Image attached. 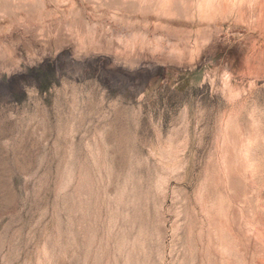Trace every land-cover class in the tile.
Here are the masks:
<instances>
[{"label":"rangeland","instance_id":"rangeland-1","mask_svg":"<svg viewBox=\"0 0 264 264\" xmlns=\"http://www.w3.org/2000/svg\"><path fill=\"white\" fill-rule=\"evenodd\" d=\"M74 1L0 20V264H264V29Z\"/></svg>","mask_w":264,"mask_h":264},{"label":"bare ground","instance_id":"bare-ground-1","mask_svg":"<svg viewBox=\"0 0 264 264\" xmlns=\"http://www.w3.org/2000/svg\"><path fill=\"white\" fill-rule=\"evenodd\" d=\"M47 1L48 0H42L41 4H37V3H35L36 0H0V20L4 19L5 17L11 16V15H15L16 17H20L22 12L24 13V15H26L25 17H27V18L29 15L31 18V15H37L38 14L39 17L41 19H43L44 15L48 11V9L46 7ZM110 1L121 4V5L115 6V8L113 9V11H115V12H122V13L113 12V18L116 21L127 20L129 22H135L137 19V20L144 22V24H147V26H148V24H152L153 22L155 24L158 23V24L165 25V23H164L165 21L162 18H155V19H153L154 21L151 19V17H148V16H143L142 19L140 17L135 18L134 12H136L138 10L140 12H148V13L153 12V13L157 14V17H163V18L164 17L173 18L177 15H180L181 17H184L186 19H190L193 21L198 20V21H206L209 23H217V22L219 23V22L229 21V22H235V23H245V24H250V25H256V26L264 29V0H110ZM104 2H105V0L100 1V3H104ZM49 3L51 4V2H49ZM58 5H59V7L60 6L65 7L67 5L70 8H75V1L74 0H58ZM73 10H74L73 12H76V13H72V12H69V13L73 15V18H75L78 14V10L77 9H73ZM124 12H126V13H124ZM100 13H102V12H100ZM100 13H99V15H100ZM59 14H60V11H59ZM68 16H70V15L68 14ZM94 16H95V14H94ZM25 17L21 16V18H25ZM34 18H36V17H34ZM52 18H53V20H55L54 19L55 17H52ZM25 20H23V21H25ZM27 21H28V19H27ZM81 21L83 22V20H81ZM18 25L19 24H17V26ZM73 26H74V24H73ZM29 27H30V25H29ZM70 27H71V25H70ZM4 32H5V29H4ZM78 32H79V30H78ZM89 33L90 32H88V34ZM80 34H81V32H80ZM136 36H137V34H136ZM138 36H139V34H138ZM145 36H147V35H145ZM91 37H93V35ZM83 38L81 40V37H80V41L77 42L80 45V48L78 47L79 48L78 50L80 51V53H82V51H84L86 49V43L89 42L86 40L87 42L85 43ZM85 38H86V36H85ZM135 38L137 39L138 37H135ZM89 40H91V39L89 38ZM91 42H93V41L91 40ZM134 43H135V41H133V44ZM142 44H144V43L142 42ZM88 45H90V44L88 43ZM135 46H137V45H135ZM90 47H92V46H90ZM86 52H88V51L86 50ZM131 53H132V51H131ZM131 53H130V56H131ZM121 58H123V57H121Z\"/></svg>","mask_w":264,"mask_h":264},{"label":"clouds","instance_id":"clouds-1","mask_svg":"<svg viewBox=\"0 0 264 264\" xmlns=\"http://www.w3.org/2000/svg\"><path fill=\"white\" fill-rule=\"evenodd\" d=\"M229 79H230L229 74H228L227 72H225V73L223 74V80H224L225 84H227V82H228Z\"/></svg>","mask_w":264,"mask_h":264}]
</instances>
